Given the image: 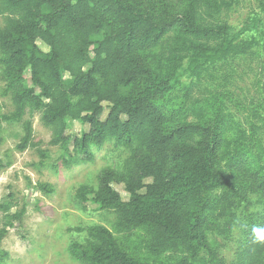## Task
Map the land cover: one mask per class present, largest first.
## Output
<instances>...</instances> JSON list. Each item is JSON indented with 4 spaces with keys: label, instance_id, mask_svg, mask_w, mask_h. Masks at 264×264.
I'll list each match as a JSON object with an SVG mask.
<instances>
[{
    "label": "trees",
    "instance_id": "obj_1",
    "mask_svg": "<svg viewBox=\"0 0 264 264\" xmlns=\"http://www.w3.org/2000/svg\"><path fill=\"white\" fill-rule=\"evenodd\" d=\"M194 13H183L182 44L170 51L163 42L178 22H163L144 0H0L2 96L14 107L2 114L0 102V134L4 123L21 124L17 150L35 149L32 118L39 115L50 145L63 149L66 169L94 162V150L106 145L129 151L118 169L101 171L97 188L76 192L81 209L93 203L117 215L113 231L76 229L84 239L69 253L78 264H264L263 77L255 82L259 97L239 87L241 96L210 89L207 99L202 90V76L214 80L218 72L225 71L219 88L244 81L236 66L247 61L264 71V4L238 26L200 21ZM164 64L172 67L165 74ZM228 104L240 120L242 114L250 120L237 121ZM209 114L215 119L205 124ZM71 121L90 127L74 141L73 155L66 136ZM249 161L259 184L244 171ZM9 167L0 159V169ZM114 184L125 187L129 201ZM38 188L55 193L51 185ZM14 206L0 204L7 215L0 221V264L8 257L1 249L8 228L25 213L8 216ZM237 229L244 238L230 259L222 257L226 244L218 238L229 240ZM134 231L144 233L148 256L126 249L116 236Z\"/></svg>",
    "mask_w": 264,
    "mask_h": 264
},
{
    "label": "rangeland",
    "instance_id": "obj_2",
    "mask_svg": "<svg viewBox=\"0 0 264 264\" xmlns=\"http://www.w3.org/2000/svg\"><path fill=\"white\" fill-rule=\"evenodd\" d=\"M226 1L228 6L224 4ZM144 3L154 13H159L163 22L168 23L171 19L178 22L163 42L169 47L168 50L172 51L179 46V43L182 44L183 38L179 34L178 25L187 9L194 11L200 21L206 18L209 22H222L238 26L253 13L260 12L264 0H190L185 3L181 0H144ZM1 22L0 19V25ZM38 44L44 51L48 50L41 41ZM184 65H186V61ZM170 68L172 67L164 64L161 72L165 74V71ZM237 68L239 74L245 73L244 81L241 82L242 79L237 78L232 81V85L228 82L229 85L224 84L220 88L218 85L222 82L225 71L218 72L217 79L214 80L205 79L202 76V90L205 92L203 98L210 99V93L207 92L210 89L214 91L231 90L241 96L239 87L250 90L251 96L259 97L255 82L261 76L264 81V71L258 70L257 64H252L250 61L237 65ZM231 72H233V68L229 67L227 75ZM26 77L30 78L29 72L26 73ZM4 86V82L0 79L2 114L7 115L14 111V107L10 97L2 96ZM201 96L199 92L195 95L196 98ZM226 103L228 102L224 103L227 107ZM107 112L104 114L103 120L106 118ZM227 112L232 114L237 121L250 120L247 117L249 115L245 116L244 114L240 120L237 111L229 104ZM29 119H31L30 115L24 118V120ZM214 119L215 115L209 114L204 122L205 124L213 123ZM193 121L197 123L199 118H194ZM32 123L34 142L38 145L35 149H28L25 152L17 150L23 136L21 124L4 123L3 131L0 134V159L4 164L10 163L9 168L0 169V204L13 201L15 206L8 216H14L21 213L23 209L25 210L19 221H13V226L8 228V234L2 241L1 249L8 253L4 264H78L69 253V248L73 243L81 242L84 239V234L77 233L76 229L90 225H103L113 231L117 215L114 211L100 210L99 206L93 203H89L85 210L81 209V206L75 203L76 192L83 185L97 188L98 175L101 171L110 167L118 169L119 165L127 158L129 151L118 150L112 145H106L102 149L94 150V162L66 169L59 160L63 149L50 145L52 134L42 124L40 116H34ZM89 130V125L81 121L70 122L66 136L70 139L71 155L74 154V141L89 133ZM229 133L231 139H237L240 136L237 129L230 128ZM39 150L45 151L46 159L41 158ZM244 164H246L244 165L245 173L255 184H259V175L251 171L253 162L249 161ZM53 166H56V169ZM146 183L151 184L152 180H148ZM40 184L53 186L55 193L51 195L44 193L38 188ZM113 187L120 193L124 201H129L130 196L123 185L114 184ZM10 194L14 195L13 199L9 198ZM5 217L7 215L0 212L2 224L7 221ZM2 224L0 229L3 227ZM252 232H254V228ZM242 234L243 231L237 229L232 231L229 240H226L224 236L218 238L219 242L226 244L221 250L222 257L230 259L233 256L237 242L244 238ZM116 236L126 249L137 255H147L143 232L134 231L125 235L116 234Z\"/></svg>",
    "mask_w": 264,
    "mask_h": 264
},
{
    "label": "snow or ice",
    "instance_id": "obj_3",
    "mask_svg": "<svg viewBox=\"0 0 264 264\" xmlns=\"http://www.w3.org/2000/svg\"><path fill=\"white\" fill-rule=\"evenodd\" d=\"M259 235V234H258ZM261 239H264V235H261Z\"/></svg>",
    "mask_w": 264,
    "mask_h": 264
}]
</instances>
